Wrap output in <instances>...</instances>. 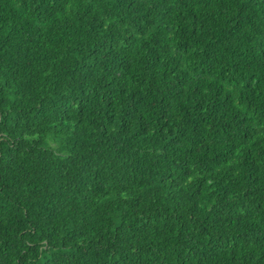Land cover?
<instances>
[{
  "label": "trees",
  "instance_id": "1",
  "mask_svg": "<svg viewBox=\"0 0 264 264\" xmlns=\"http://www.w3.org/2000/svg\"><path fill=\"white\" fill-rule=\"evenodd\" d=\"M0 264H264V0H0Z\"/></svg>",
  "mask_w": 264,
  "mask_h": 264
}]
</instances>
